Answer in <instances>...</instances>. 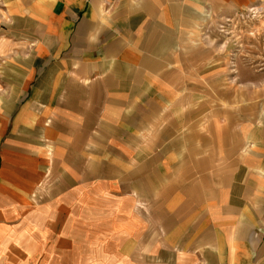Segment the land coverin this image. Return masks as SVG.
Returning <instances> with one entry per match:
<instances>
[{"label": "crops", "instance_id": "crops-1", "mask_svg": "<svg viewBox=\"0 0 264 264\" xmlns=\"http://www.w3.org/2000/svg\"><path fill=\"white\" fill-rule=\"evenodd\" d=\"M15 1L22 9L27 8L22 13V22L31 27V31H23L28 44L32 45V64L28 72L36 74H30L31 81L32 76L37 78L33 81L28 107L23 109L24 115L28 116L26 110H29L30 119L33 112L44 114L45 119L52 121L53 134L84 136L86 132H80L79 127L85 129L90 104H104L108 112L116 113L120 112L119 105L140 102L142 97H135L132 89L149 87L147 74L159 61L150 54L159 52L161 58L172 54L168 43L172 39H182L173 36L170 40L166 36L167 30L174 35L191 26L193 33L184 38L190 41V71L195 73L191 75L195 82L191 86L195 87L196 94L198 86L207 91L213 79H224L226 69L224 65H215L214 54L201 40L199 26L208 10L213 14L214 9L238 8L250 0H139L134 9L125 11L127 17L120 20L116 33L113 30L115 35L110 36L111 43L100 49L94 45L95 40L91 41L95 35L91 26L97 24L90 14V9L94 8L91 0ZM87 9L88 14H84ZM28 12L34 17L24 16ZM134 17L141 21L151 17L155 24L141 27L140 33L135 34L131 26ZM70 55L80 56L96 71H103V66L108 64L105 70L113 74L106 84L87 85L81 79H70L69 60L64 58ZM102 57H106L103 63ZM90 59L96 62L92 63ZM109 59H115L112 65H109ZM173 62L175 66L174 56ZM170 64L161 60L162 77L167 78L162 70ZM78 72L85 77L86 69L81 67ZM101 85L109 89L104 98ZM123 89H131V94L122 95ZM17 98L15 96L9 102L16 103ZM37 106H43V109ZM213 117L216 116L210 113L206 118L220 121ZM218 118L240 121L242 116L238 112L222 113ZM3 125L0 121V132L4 130ZM140 130L133 126V132H126V135H140L137 133ZM206 131L214 143L204 146L205 149L196 147V151L189 153L190 160L184 165L186 172L180 179L169 175L170 159L172 156L174 166H178L176 156L186 150L174 148L173 153L168 154L170 157L164 162L167 175H163V179L167 177L171 187H167L166 193L161 191V220L158 218L159 223L154 225H149L143 218L133 195L116 196L110 198V205L93 208V214L89 215L93 218L87 223V209L82 199L86 179L80 170L72 181L79 185L78 206L71 205L69 199L74 197L66 193L64 208L50 214L47 209L37 210L36 218L22 220L18 194L0 191V264L38 261L50 264H152L151 253L161 259L156 260V264H264V127L255 126L250 131L239 125L230 127L220 123ZM231 141L235 144H230ZM247 141L255 145V149L242 155ZM196 154L197 158H193ZM81 158L78 155L77 162ZM18 160L13 166L10 161L5 162L13 169L16 166L34 172L35 160ZM78 164L80 169L85 166V161ZM62 182L69 184L70 178L67 176ZM103 188H92L93 194L105 198ZM139 191L136 190L137 197L142 199ZM58 215L62 218H55ZM160 231L161 238H157Z\"/></svg>", "mask_w": 264, "mask_h": 264}, {"label": "rangeland", "instance_id": "rangeland-1", "mask_svg": "<svg viewBox=\"0 0 264 264\" xmlns=\"http://www.w3.org/2000/svg\"><path fill=\"white\" fill-rule=\"evenodd\" d=\"M91 1L94 8L90 9V14L97 22L91 26V31H95L91 41L95 40L94 45L100 49L111 43L110 36L117 32L120 20L127 17L125 11L134 9L139 0ZM17 4L15 0H0V121L4 124V130L0 132V191L18 194L22 220L36 218V211L40 209H47L50 214L64 208L66 193L74 197L69 200L73 207H77L79 185L72 181L80 170L86 179L82 199L87 209V223L93 218L89 216L93 214V208L110 205V198L116 196L133 195L143 218L148 220L149 225H154L159 223L158 218L161 220V191L166 193L167 187H171L168 178L163 179V175H167L164 162L174 148L186 150L176 156L177 164L180 163L178 166H174L172 156L170 159L171 169L168 173L180 179L186 172L184 165L190 160L189 153L196 151V147L205 149L204 146L214 143L206 131L210 126L220 123L230 127L239 125L250 131L255 126L264 127V0H250L238 8L214 9L213 14L208 10L203 16L205 20L199 26L203 37L201 40L214 54L215 65H224V79H213L207 91L198 86L196 94L195 87L191 86L195 84L191 79L195 73L190 71V41L184 38L193 33L189 28L191 26L174 35L167 30L166 36L170 40L173 36H181L182 39H172L168 43L172 54L162 58L159 52L150 54L159 61L147 74L149 87L132 89L135 97H142L138 100L140 102L119 105L120 112L116 113L108 112L104 104H90L85 129L79 127L80 132H86L84 136L53 134L52 121L45 119L44 114L36 115L33 112L30 119L29 110H26L28 116L24 115L35 84L33 81L37 78L33 77L36 75L33 71L28 72L32 64V45L28 44L23 31L29 32L31 27L22 22V13L27 8L22 9ZM88 12L89 9L84 14ZM25 15L34 17L29 12ZM154 24L151 17L142 21L134 17L131 26L138 34L141 27H153ZM173 56L177 62L175 66ZM64 58L69 60V78L81 79L87 85L106 84L105 81L113 74L105 70L108 64L103 66V71H96L80 56ZM105 58L102 57V63ZM113 60L109 59V65L114 63ZM161 60L172 63L162 70L167 78L161 75L164 73L161 72ZM90 61L96 62L94 59ZM81 67L86 69L85 77L78 72ZM30 74L33 75L32 81ZM132 90L123 89L121 94H131ZM101 92L104 98L109 89L101 85ZM15 96L18 97L17 102L10 103L9 100ZM37 107L43 109V106ZM235 112L242 116L240 121L218 118L222 113ZM210 113L220 121L208 120L206 117ZM133 126L141 128L137 132L140 135H126V132H133ZM49 131L51 134H45ZM233 138L237 136L233 134ZM230 144L235 143L231 141ZM254 149L255 145L247 141L241 154L251 153ZM163 154L167 156L163 157ZM78 155L83 157L80 163L85 161V166L80 169ZM20 158L35 160L34 172L28 168L18 169L14 166L13 169L6 165L5 161H10L12 165ZM193 158H197V154ZM67 176L70 178L69 184L62 182ZM97 187H104L105 198L93 194L92 188ZM137 189L142 193V199L137 197ZM55 218L62 217L58 215ZM157 238H161V231ZM151 259H154L151 260L152 264H156V260L161 261L152 253ZM29 264L50 263L38 261Z\"/></svg>", "mask_w": 264, "mask_h": 264}]
</instances>
